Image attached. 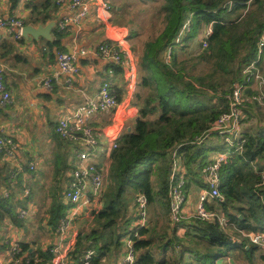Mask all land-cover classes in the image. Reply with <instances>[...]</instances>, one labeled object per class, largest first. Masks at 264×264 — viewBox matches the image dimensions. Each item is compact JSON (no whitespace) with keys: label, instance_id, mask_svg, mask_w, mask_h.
<instances>
[{"label":"trees","instance_id":"1","mask_svg":"<svg viewBox=\"0 0 264 264\" xmlns=\"http://www.w3.org/2000/svg\"><path fill=\"white\" fill-rule=\"evenodd\" d=\"M159 2L156 8L164 16L165 27L158 37L146 42L138 58V81L132 100L138 115L125 125L118 147L112 152L102 206L93 212L86 230L77 234L68 256L77 264L85 251L92 249L95 254L89 264H104V258L119 256L124 239L130 236L138 264H218L224 258L230 264H239L240 251L248 264H260L257 259L264 264V246L254 244L242 234H264V185L261 184L264 113L260 104L247 103L246 117L242 120L245 143L221 168L219 188L223 199L217 198L210 203L211 207L207 204L212 210L219 209H214V203L221 205V214L232 224L228 229L218 219L192 216L174 223L168 193L175 153L185 169L187 189L193 184L204 188L207 184L204 169L213 159L209 153L228 150L225 140L219 142L222 136L212 131V127L220 114L228 110L224 95L235 82H245L244 69L257 58L258 42L264 32V0ZM190 15H193L192 30L177 43L178 34ZM48 18L44 15L42 22ZM37 20L32 18L30 22ZM210 25L212 33L198 42L202 47L206 40L208 46L193 57V64L190 66L188 59L179 60L178 49L184 52L188 43ZM130 32L131 37L136 34ZM58 34L64 36L62 31ZM203 61H212L214 72L231 74L229 85L225 87L223 82L213 80V74L205 77L201 71L197 72L198 64ZM64 168L70 171L67 162ZM155 171L160 179L157 192L152 181ZM6 179L0 169V221L8 216L15 224L24 226L18 208L26 206V201L4 196L3 188L10 187ZM18 189H23L22 184ZM64 189H60L59 197L52 195L49 222L53 233L71 207L62 204ZM141 193L147 196L150 205L155 201L161 203L169 215L171 226L163 233L159 234L156 227L139 223L135 206ZM18 243L22 254L31 258V264H50L54 258L52 247L43 249L34 240ZM156 248L160 258L154 251Z\"/></svg>","mask_w":264,"mask_h":264},{"label":"crops","instance_id":"2","mask_svg":"<svg viewBox=\"0 0 264 264\" xmlns=\"http://www.w3.org/2000/svg\"><path fill=\"white\" fill-rule=\"evenodd\" d=\"M101 1L88 0L91 13L82 23L69 24L64 30H60L57 23L51 31L52 40L41 37L37 41L30 36L16 41L5 29L0 28V66L4 69L5 83L13 97L12 103L6 108L0 106V126L4 127L7 134L18 143L17 152L13 157L8 158L5 155H0V169H2L5 178L7 176L6 183L10 184V187L3 188V193L9 191L10 195L7 198L15 197V199L26 201V206L19 207L18 213L21 208H27L30 211L29 218H34L44 208L47 209V215H49L51 207L49 202L50 200L52 202V197L50 193L48 195V191L45 194L51 181L48 175L52 172L56 175L58 169H61L66 162L69 164L71 159L70 144L56 132V126L60 119L69 116L77 106L87 99L98 95L106 80L110 81L111 90L119 99L120 105L115 116L107 114L95 116L92 120L94 128L105 133H112L119 127L124 130L125 125L132 123L138 115V111L136 113L134 111L133 115L126 114L127 108L133 104L132 100L136 89V84H131L128 80L127 66L123 64L115 66L112 61H109L98 51V46L108 41L111 36L118 39L127 37L123 49L126 54L131 56L132 61L138 60L139 56L128 39L130 31L125 26L126 21L122 19L125 11L124 7L119 5V1L123 2L124 0H115L114 4L111 0H106L112 6L109 12L98 7ZM98 14L101 17H98ZM11 15L22 18L25 25L38 26L40 23L47 25L51 21L58 22L60 18L70 15V9L67 4H58L56 0H30L29 2L0 0V17ZM44 15L49 16L46 22H42ZM32 18L38 19L37 22H30ZM58 31H62L64 36L60 37ZM49 43H55V45L51 47ZM59 51L75 54L79 71L71 87L66 86L65 75L61 74L54 81V89L47 90L40 85V80L60 71L57 63ZM255 66L253 72L258 71L261 78H257L253 74L252 79L249 82L246 81L243 91L245 101L242 120L246 117L247 103L255 102L252 100V96L260 91L264 92V53L257 60ZM116 67L120 70H117ZM261 110L264 113V107ZM61 141H63V145ZM31 162L35 164V169L32 171L29 167ZM12 172H15L14 178L9 180V175ZM68 180L67 177L65 187ZM21 184L22 191L18 189ZM26 187L31 189V194L27 197L22 195ZM201 190L195 184L187 188L188 198L185 212L188 218L195 212ZM14 194L16 195L13 196ZM150 207L152 208L151 216H148V220L152 217L155 218L156 214L164 215L168 221L170 220L169 215L163 211L161 203L155 201L148 205V208ZM216 208L219 207L216 206ZM71 209V207L68 209L69 215ZM91 210L83 208L78 210L79 214L74 216L73 223L64 239H60L56 233L52 232V250L57 247L61 251V255L72 264L75 262L70 259L68 252L73 248L77 234L86 230L87 222L91 219L93 212L98 209ZM87 214L89 218L81 224ZM76 219H79L77 223H75ZM8 220L11 219L6 216L0 221V230H3V235H0V264H11V247L14 243L33 240L29 238L26 223L25 226H19L11 220L13 224L9 222L7 224ZM22 220H26V218ZM19 227H23V236L19 233ZM51 229L48 230L51 231ZM234 230L237 229L234 228ZM119 256L104 258V264H119L122 260V252ZM218 264H220L219 261Z\"/></svg>","mask_w":264,"mask_h":264},{"label":"built area","instance_id":"3","mask_svg":"<svg viewBox=\"0 0 264 264\" xmlns=\"http://www.w3.org/2000/svg\"><path fill=\"white\" fill-rule=\"evenodd\" d=\"M24 1L29 2L30 0ZM56 2L58 4H67L70 9V15L60 18L57 22L60 30L66 29L69 24L77 25L82 23L91 13L88 0H56ZM98 7L107 12L112 8L111 4L106 0H102L98 4ZM98 17H101L100 14H98ZM192 23L193 15H190L178 34L176 39L177 43L180 42L184 34L192 30ZM24 27L25 21L20 17L15 15L0 17V28L5 29L16 41L24 38ZM211 33L212 27L210 25L205 29L203 37L206 39ZM125 41H127V37L118 39L111 36L108 41L98 46V51L109 61H112L114 65L120 66L123 64L127 66L128 80L135 85L137 82V72L135 64L133 63L134 60L132 61L131 56L126 54L123 49ZM207 46L208 43L204 40L203 48ZM257 49V59L244 69V74L246 75L245 82H235L230 92L224 95L228 102V110L220 114L215 125L212 127V131L218 132L224 137L225 143L228 145V150L216 153L212 161L205 167L204 173L207 184L204 188H201L202 190L197 200L195 212L192 213V217L204 220L218 219L220 224L227 229L232 224L218 210L208 209L207 204L212 203L217 198L223 199L219 188L222 165L234 151H241L245 143L242 134V117L245 101L243 91L246 86V81L248 80L249 82L253 74H255V77L261 78L260 73L258 71L254 73L253 69L256 68L257 60L264 53V32L260 36ZM82 53L84 54L85 51L83 50ZM57 63L60 71L47 75L40 80V85L47 90L54 89V81L61 74L65 75L66 86L71 87L79 71L77 56L75 54L59 51L57 53ZM252 100L264 107V92L260 91L254 94ZM12 101V94L5 83L4 69L0 66V106L6 108ZM119 105V99L111 90L110 81L106 80L102 84L98 95L87 99L84 103L77 106L69 116L60 119L57 123V134L70 144L69 180L63 191L62 198L66 204L71 205L72 209L70 213L73 214H67L60 218L56 227V235L60 239H64L67 235L73 223L74 216L79 214L78 210L80 208L86 210L92 209L91 211H94L102 206V198L108 186L112 152L118 147V141L123 129L119 127L112 133L100 132L94 128L92 120L99 114L115 116ZM134 111L136 113L138 108L134 104H131L127 108L126 114L133 115ZM17 149L18 143L12 136L7 134L4 127L0 126V155L11 158L15 155ZM29 167L31 170H34V162H31ZM184 172L185 169L182 167L180 159L175 153L172 173L168 184L170 215L174 223H179L188 218L185 212L188 194ZM14 173H10L9 180L14 178ZM261 179V184L264 185V169L261 171ZM30 194L31 189L28 187L24 188L22 195L27 197ZM9 195V191L4 194L5 197H9ZM148 205L147 196L143 193L139 194L136 198L135 214L140 217L139 223L143 226L146 225L148 218ZM29 214L30 211L27 208H21L19 210V217L21 219L28 218ZM242 234L248 236L254 244L264 246L263 233L247 234L242 232ZM133 243L132 238H127L124 245L125 251H122V260L119 264H138V256ZM52 251L54 258L50 264H72L61 255V251L57 247ZM11 253V264H31V258L28 254H22L19 243L12 245ZM94 254V250H86L81 262L77 264H89Z\"/></svg>","mask_w":264,"mask_h":264},{"label":"rangeland","instance_id":"4","mask_svg":"<svg viewBox=\"0 0 264 264\" xmlns=\"http://www.w3.org/2000/svg\"><path fill=\"white\" fill-rule=\"evenodd\" d=\"M111 1L113 4L115 3L114 2L115 0H111ZM159 3H160L159 0H148V2H145L142 0H124L123 2L119 1V5H121V7H124V11H125V15L122 16V19L126 21L125 26L128 28V31H134L136 33L133 37L130 36L131 37L130 38L129 32H128V39H129L130 45H132L133 49L136 51L139 57L144 51L146 42L152 38L158 37V35L162 33L165 27L164 16L162 13H159L158 8H156L159 5ZM130 35H132L131 32H130ZM202 37H203V34L200 33L196 38L191 40V42L188 43L189 46L185 49L184 52L178 49V55L180 57L179 60L188 59L189 65L191 66L193 64V57L203 51V46L202 47L198 46V42ZM134 64L137 69L136 77L138 81V68H137L138 60H135ZM214 68L215 67L212 61H203L201 62V64H198L197 72L201 71V75L205 77H207L209 74H213V78L211 77L213 80L217 79L220 82H223V85L227 87L229 85L228 81L231 79V74H225V72L219 71V70L218 72H214ZM207 80H209V78H207ZM136 85H137V82H136ZM255 122L256 120L251 121V123H255ZM223 139H224L223 137H220L218 141L222 142ZM213 155H214L213 152L209 153V156H213ZM213 157H215V155ZM67 173H68L67 169L64 168V166L61 169H58L56 175L54 174V172H52L51 174L49 173L48 178L51 181L46 189L45 194H47V191H48V195L49 193L51 194L52 200H53L54 195H57L58 197L60 196V193H61L60 189L62 190L64 189L65 183L67 181ZM152 181H153L154 191L157 192V190L160 188V179H159L157 171L154 172ZM103 198H104V195H103ZM61 201H62V204L66 205V202L62 198H61ZM49 203L50 204L52 203L51 200ZM215 205L219 208L221 207L220 204L214 203L212 205L214 209H217L215 208ZM151 209H152L151 207L148 208V211L150 213V214L148 213V216H151ZM218 211L221 213V209H218ZM88 216L89 215L87 214L86 217L83 218V222H81V224L85 222L84 220L87 221V219L89 218ZM28 218H26V220H23V223H24V226H25V223L27 224V227H28L27 230H29V233H28L29 238L33 239L38 244V246L42 248L44 247L45 249H47L49 247H52L53 233L50 230H48V229H51V224L49 222L50 214L47 215V209L46 208L42 209V212L36 214L34 218L33 217L29 219ZM8 222L13 224L11 220H8L7 224ZM169 223H170V220L168 221V219H166L164 215L160 216L159 214H156L155 218L152 217L151 219L149 218V220L147 218L146 225L150 227H156V230L158 231V233L161 234L163 233L165 228H169V226H171V224ZM19 228H20L19 233L22 235L24 233L22 229L23 227L22 228L19 227ZM2 233H3V230H0V235ZM127 238H130V236H127L124 239L123 245H125V241L127 240ZM123 249H124V246L122 247L121 250ZM124 251L125 249L123 250V252ZM154 251L157 257L160 258V255L158 254L159 249L156 248L154 249ZM168 253L171 254V251L169 250ZM239 253L240 254L238 257H240L242 260L238 261V263L248 264L243 252L240 251ZM118 255H121V251H119ZM257 262L261 264V262H259V259H257ZM219 263L220 264H230L227 258H224V260H221V261L219 260Z\"/></svg>","mask_w":264,"mask_h":264},{"label":"water","instance_id":"5","mask_svg":"<svg viewBox=\"0 0 264 264\" xmlns=\"http://www.w3.org/2000/svg\"><path fill=\"white\" fill-rule=\"evenodd\" d=\"M56 24L57 21H51L47 25H44L43 23H40L38 26H34L32 24L25 25L23 29V36L25 38L32 36L37 41H39L41 37L46 38L47 40H52L51 31Z\"/></svg>","mask_w":264,"mask_h":264}]
</instances>
